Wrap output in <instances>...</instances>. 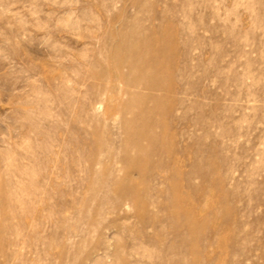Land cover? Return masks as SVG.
Wrapping results in <instances>:
<instances>
[{
  "label": "rangeland",
  "instance_id": "1",
  "mask_svg": "<svg viewBox=\"0 0 264 264\" xmlns=\"http://www.w3.org/2000/svg\"><path fill=\"white\" fill-rule=\"evenodd\" d=\"M0 264H264V0H0Z\"/></svg>",
  "mask_w": 264,
  "mask_h": 264
},
{
  "label": "bare ground",
  "instance_id": "2",
  "mask_svg": "<svg viewBox=\"0 0 264 264\" xmlns=\"http://www.w3.org/2000/svg\"><path fill=\"white\" fill-rule=\"evenodd\" d=\"M147 39V38H146ZM115 40V39H114ZM148 40V39H147ZM141 41H143V39L141 40ZM140 41V42H141ZM145 41V40H144ZM144 41H143V45L145 46V44H144ZM149 42H150V40H149ZM145 43H146V41H145ZM147 43H148V41H147ZM136 44V43H135ZM134 44V46H133V48L134 49H136V50H138L137 48H139L140 46H142L143 48H144V46L143 45H140V46H138L139 45V43L137 44V46ZM141 47V48H142ZM142 52V51H141ZM144 52V51H143ZM142 52V53H143ZM146 52V51H145ZM154 52V51H153ZM156 52V51H155ZM154 52V53H155ZM147 53V52H146ZM136 55V56H135ZM135 55H133V57H134V60L132 61L131 60V58H130V60L132 61H130V64H128V65H130V70H131V72H132V74L131 75H134L132 78H129V79H127V80H125V82L127 83L126 85H129L128 86V88H126L125 89V91H122L123 92V94H126V96H128V100H127V102H128V108L130 107V106H132L133 105V109H134V103L136 104L137 103V105H138V100L139 99H143V98H145V97H143L142 95H140V94H138V93H136V91L134 90V89H136L137 87H140V86H143V88H147V89H150V90H163V89H167L164 85H161L159 82H158V80H157V78H154V76H153V74H152V72H150V71H148V69H152V68H155V67H157L156 65H157V63H156V61L154 60V58L153 59H146V61H144V63H141V58H142V56H144V55H140L139 53L138 54H135ZM148 55V54H147ZM151 56L152 57H154L155 55L152 53L151 54ZM157 56V55H156ZM132 57V56H131ZM147 57V56H146ZM160 57V56H159ZM151 58V57H150ZM112 59H114V58H112ZM119 60V59H118ZM127 60L129 61V58L127 59V57H126V60L124 59V61H126L127 62ZM123 60H119V62H120V64L121 63H123L124 62ZM143 61V60H142ZM97 62V61H96ZM99 62V61H98ZM161 62V61H160ZM128 63V62H127ZM126 63V64H127ZM96 64V63H95ZM119 64V65H120ZM97 65V64H96ZM127 65V66H128ZM146 69H147V71H146ZM102 71V70H101ZM100 73V72H99ZM102 74H103V72H102ZM104 75H106V73H104ZM94 77V76H93ZM102 76H100L99 75V77H98V79H103V78H101ZM127 77H129V75L127 76ZM126 77V78H127ZM141 88V87H140ZM100 89V88H99ZM99 92V91H98ZM122 92H120V93H122ZM125 92V93H124ZM96 94H98V93H96ZM147 98V97H146ZM155 100L157 99V97L155 96V97H153ZM127 102H126V104H127ZM137 107V106H136ZM133 109H132V113H133ZM129 110H130V108H129ZM134 110H136V109H134ZM147 110H145V109H140L136 114H135V116H133V119H130V120H127V121H125V123L124 124H122V125H125V126H127L128 127V125H138V123H139V121L140 122H142V120H143V118H144V113L145 114H147ZM128 114V113H127ZM127 119V118H126ZM125 119V120H126ZM136 125V126H137ZM146 125H147V123L144 121V122H142L141 124H139L138 125V127H140V131L137 133V132H135L134 134H131V139H132V142H134V144L136 145V146H138V147H140L139 148V150L140 151H142L143 150V148L139 145V144H141L140 143V140H142V139H148L150 136L148 135V134H146L145 133V131H144V128L146 127ZM138 130V129H137ZM145 139V140H146ZM148 141V140H147ZM130 142V141H129ZM150 142H152V141H150Z\"/></svg>",
  "mask_w": 264,
  "mask_h": 264
}]
</instances>
